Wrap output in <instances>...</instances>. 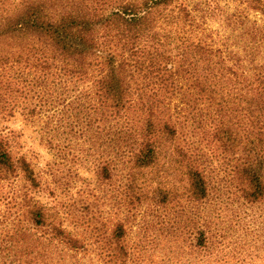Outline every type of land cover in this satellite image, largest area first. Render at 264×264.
<instances>
[{
	"label": "trees",
	"instance_id": "obj_1",
	"mask_svg": "<svg viewBox=\"0 0 264 264\" xmlns=\"http://www.w3.org/2000/svg\"><path fill=\"white\" fill-rule=\"evenodd\" d=\"M221 1L215 19L224 31L214 33L212 14L195 1L0 0V119L42 117L48 143L72 151V141L85 139L96 149L98 180L120 177L113 259L129 257L127 225L143 202H176L177 173L192 201L208 197L204 169L180 138L204 114L215 119V154L234 170L243 198L264 200V0H227L233 10ZM15 149L0 130V181L23 184L8 202L16 215L9 245L22 231H40L36 245L26 241L29 264H72L87 244L67 231L54 191ZM43 193L50 204L37 197ZM94 228L102 243L106 233ZM198 235L205 247L206 230ZM10 250V264H19ZM103 250L95 249L99 259Z\"/></svg>",
	"mask_w": 264,
	"mask_h": 264
},
{
	"label": "rangeland",
	"instance_id": "obj_2",
	"mask_svg": "<svg viewBox=\"0 0 264 264\" xmlns=\"http://www.w3.org/2000/svg\"><path fill=\"white\" fill-rule=\"evenodd\" d=\"M187 1L190 4L201 2L207 14H212L208 17V30L214 33L215 29L224 31L221 20L215 19V0ZM220 5L224 9H234L227 0L221 1ZM255 17L261 19L258 15ZM203 117L195 119L193 131L181 128L180 138L182 141L186 138L185 142L192 149L189 156L197 159L204 169L208 197L202 203L192 201L187 190L181 188L186 185L181 182L182 172L177 173L174 181L178 182L180 190L176 202L160 209L155 208L154 203L143 202L138 217L128 222L123 243L129 252L126 260L122 255L118 259L108 256L115 248L110 245V233L116 222L123 218V198L120 177L116 176L110 182L98 180L96 149L85 143V139L72 141V151L64 146L60 148L59 144L48 143L42 117L29 119L20 114L4 117L0 119V130L15 143V152L24 155L32 164L43 178L45 187L54 191L55 199L46 193L37 197L49 204L53 200L56 209L63 214V225L67 231L76 233L87 244L84 254L77 260L69 258L67 263L264 264V200L252 203L243 198L234 170L231 172L230 164L224 165L222 158L215 154L212 139L215 119H209L205 114ZM22 186L20 181H0V264H10L11 258L7 257L13 254L10 250L13 247L18 260L22 258L18 263L29 264L25 257L27 246L34 241L36 245L39 241L40 231L32 238L22 231L19 233L21 238L15 239L12 246L8 242V235L12 234H8L11 223L16 216L8 202L21 194ZM83 218L85 224H79ZM95 225L97 230L106 233L102 243L96 242ZM202 228L206 230L205 247L199 246L197 241L198 231ZM4 247L8 248L1 252ZM97 247L104 248L100 259L95 251ZM33 264H40V261Z\"/></svg>",
	"mask_w": 264,
	"mask_h": 264
}]
</instances>
